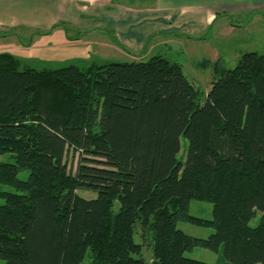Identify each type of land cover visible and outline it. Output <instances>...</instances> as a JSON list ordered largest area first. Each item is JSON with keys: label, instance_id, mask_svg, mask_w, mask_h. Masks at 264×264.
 Instances as JSON below:
<instances>
[{"label": "trees", "instance_id": "1", "mask_svg": "<svg viewBox=\"0 0 264 264\" xmlns=\"http://www.w3.org/2000/svg\"><path fill=\"white\" fill-rule=\"evenodd\" d=\"M204 93L162 54L21 70L0 52V153L14 158L0 162L13 188L0 191V264H208L184 256L197 246L264 263V53L215 61ZM191 200L212 203V218L189 214ZM137 223L153 229L151 262L133 256Z\"/></svg>", "mask_w": 264, "mask_h": 264}, {"label": "crops", "instance_id": "2", "mask_svg": "<svg viewBox=\"0 0 264 264\" xmlns=\"http://www.w3.org/2000/svg\"><path fill=\"white\" fill-rule=\"evenodd\" d=\"M261 10L264 12V0H0V32L17 37L22 31H33L41 37L49 35V45L56 42L59 46H71L81 43L74 36L77 34L58 37L51 31L63 28L68 32V27H73L85 35L91 29H103L108 39L85 35L83 43L113 46L128 55L133 52L130 49L151 54L175 46L180 51L186 47L193 54L198 53L196 42L206 43L214 36L223 37L248 27L252 16ZM250 15L251 20L244 19ZM233 16L242 19L234 22ZM220 17L225 18L224 22L213 34ZM146 44L149 46L145 47ZM218 57L214 49L209 59L215 61ZM199 59L206 58L201 55Z\"/></svg>", "mask_w": 264, "mask_h": 264}, {"label": "rangeland", "instance_id": "3", "mask_svg": "<svg viewBox=\"0 0 264 264\" xmlns=\"http://www.w3.org/2000/svg\"><path fill=\"white\" fill-rule=\"evenodd\" d=\"M262 10L256 15H253V20L251 24L247 27H242L241 29H236L234 32L221 36H214L209 38L206 43L196 42L197 51L199 56H204L207 60L212 58L213 50L216 49L219 53L218 62L225 69H232L243 53L255 51L258 53H264V16L262 15ZM250 16H244V19ZM224 17H220L213 29L216 33L219 25L223 24ZM242 19L238 16H233V21L236 22ZM26 32V31H24ZM54 36L63 37V35H74L81 39V43H75L71 46H59L56 42L52 45L47 44L46 41H50L48 36H39V33L31 31L25 34H19L14 37L9 32H0V52H8L14 55L19 61V69L33 68L36 70L43 69H55L70 64H74L81 68H86L91 64H104L108 62H131V61H146L150 57L162 54L169 58L170 60H178L184 64V72L189 76V79L194 83V85L200 90L201 95L205 94L207 88L209 87L210 81L213 77V65L214 62L211 61V65H203L204 61L201 59L197 60L199 56L198 53L193 54L184 47V51H180L177 46L170 48L169 50L159 49L154 53H146V51L137 52L135 50H129L133 52H120L112 48L105 47L103 45L83 43V36L87 38L95 39H108L109 35L106 34L104 37L103 29H91L88 34L82 35L77 33L76 29L73 27H68V32L63 28H57L51 31ZM146 44L145 47H148ZM181 149L177 154V157H181L184 154V147L186 145V139L184 137L180 138ZM78 154L76 153L73 157H67L68 167L74 171L77 161ZM14 158L9 152L0 153V162H13ZM29 171L27 169L19 170L17 177L21 180L27 179ZM0 191H13V188L0 183ZM77 193L85 198H94L96 192L92 190L79 189ZM4 203V199L0 197V204ZM189 214L205 219L212 218V203L202 200H191L188 209ZM261 212L257 211L255 216L250 219L249 225L255 226L258 224ZM154 220L151 216L150 222ZM177 228L182 230L189 236L206 238L212 232V228L200 227L187 222H178ZM133 240L135 243L141 245V254L133 255L135 257H140L146 262L152 261V244H153V229L149 225L142 227L138 223L136 224L133 232ZM184 256L206 262L208 264H231L222 255L220 251L214 252L203 247H194L191 250L184 252ZM89 257L85 255L84 259L80 264H88ZM264 264V263H255Z\"/></svg>", "mask_w": 264, "mask_h": 264}]
</instances>
